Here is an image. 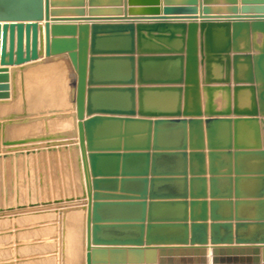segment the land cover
I'll list each match as a JSON object with an SVG mask.
<instances>
[{
  "label": "water",
  "instance_id": "water-1",
  "mask_svg": "<svg viewBox=\"0 0 264 264\" xmlns=\"http://www.w3.org/2000/svg\"><path fill=\"white\" fill-rule=\"evenodd\" d=\"M192 255L264 264V0H0V264Z\"/></svg>",
  "mask_w": 264,
  "mask_h": 264
},
{
  "label": "crops",
  "instance_id": "crops-1",
  "mask_svg": "<svg viewBox=\"0 0 264 264\" xmlns=\"http://www.w3.org/2000/svg\"><path fill=\"white\" fill-rule=\"evenodd\" d=\"M41 23H44V20L41 21ZM209 248L207 249V253L209 254ZM259 256L262 258V253L260 252ZM167 258L164 257V260H166ZM187 259V258H186ZM192 259L191 261H186L185 264H197V256L196 255H192L191 258ZM166 262V261H165ZM179 264H180V261H179Z\"/></svg>",
  "mask_w": 264,
  "mask_h": 264
}]
</instances>
